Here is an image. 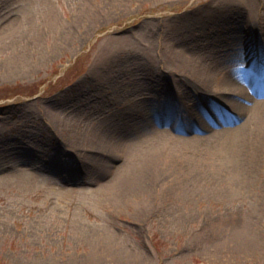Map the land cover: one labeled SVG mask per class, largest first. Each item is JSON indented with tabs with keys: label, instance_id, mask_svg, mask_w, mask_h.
<instances>
[{
	"label": "rangeland",
	"instance_id": "obj_1",
	"mask_svg": "<svg viewBox=\"0 0 264 264\" xmlns=\"http://www.w3.org/2000/svg\"><path fill=\"white\" fill-rule=\"evenodd\" d=\"M244 1L259 7L263 53L264 0ZM247 13L239 0H0V264H264L263 155L235 145L221 160L224 140L173 143L149 108L175 121L207 103L150 69L154 50L242 46ZM141 150L179 157L185 173L155 174L145 196L116 204L97 183Z\"/></svg>",
	"mask_w": 264,
	"mask_h": 264
},
{
	"label": "bare ground",
	"instance_id": "obj_2",
	"mask_svg": "<svg viewBox=\"0 0 264 264\" xmlns=\"http://www.w3.org/2000/svg\"><path fill=\"white\" fill-rule=\"evenodd\" d=\"M239 4L243 5L248 12L245 16L248 27L243 26L242 33L236 37L242 46H225L215 51L216 46H207L203 43L204 40H190L188 46L182 43L183 45L165 46L164 49L160 47L149 56L150 69L157 70L160 67L161 73L169 74L170 77L174 75L175 79H182L186 90L193 96L207 97V103L202 104L200 109L188 112L187 118L178 116L175 121L174 118H168V114L163 113L160 108L149 106L151 110L154 109V115L163 126V130H160L163 137L176 143L180 139L191 141L202 147L212 146L213 140H224V149L214 150L216 157L221 160L230 159L229 157L234 154L235 145L255 149L256 154L261 153L264 157V74L260 70L264 68V61L263 64L261 63L262 67L255 64L257 59L264 60V51L260 53L258 38L253 35V30L261 28L260 24L256 26V22H259L257 20L259 7L251 1L239 0ZM219 18L215 16L211 18L217 21L216 26L218 23L221 24ZM198 21V18H192L190 23ZM175 35L176 33L172 36L174 42H179ZM178 37L185 41L184 36ZM247 53L254 55L255 63L249 64L248 60L241 62L240 69L235 70V75L232 70L224 71L226 64ZM170 82L166 78L165 85H169ZM134 88L137 93H146L144 81H135ZM174 130L183 132L187 136L177 135L173 133ZM153 136L155 139L162 138L159 132H154ZM169 141L167 145L171 144ZM96 144L107 153V156L108 154L113 156L118 146L104 138H100ZM91 145V141L85 144L87 148ZM160 152V150L145 152L141 150L130 157L126 155L116 166L121 169L119 174L97 185L101 186L100 189H105L114 198L116 204H121L128 199H137L142 196L148 181L155 174L180 176L185 173L182 170L178 171L183 162L179 157L175 155L160 157ZM102 165L108 164L102 163ZM221 166L225 164L219 165ZM149 186H152V183ZM185 193L189 194V191ZM126 254L125 249L114 252V255L119 258L126 257Z\"/></svg>",
	"mask_w": 264,
	"mask_h": 264
}]
</instances>
